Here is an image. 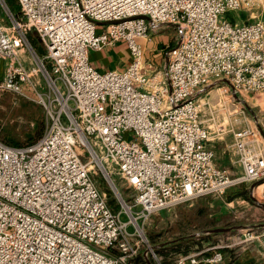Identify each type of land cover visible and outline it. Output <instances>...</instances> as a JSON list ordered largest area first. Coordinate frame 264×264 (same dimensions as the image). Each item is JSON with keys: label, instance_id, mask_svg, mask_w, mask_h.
<instances>
[{"label": "built area", "instance_id": "built-area-1", "mask_svg": "<svg viewBox=\"0 0 264 264\" xmlns=\"http://www.w3.org/2000/svg\"><path fill=\"white\" fill-rule=\"evenodd\" d=\"M0 3L9 22L0 20V93L35 99L49 120L32 143L0 138V264H135L148 242L141 220L264 180L256 127L232 133L241 175L217 164L208 143L225 127L211 132L202 115L209 100L199 95L214 80L264 92V0H18L20 15ZM164 24L178 42L159 69L144 42ZM116 42L126 43L130 63L97 69L90 51ZM99 170L119 211L91 175ZM243 241L182 254L178 264H225V249Z\"/></svg>", "mask_w": 264, "mask_h": 264}, {"label": "rangeland", "instance_id": "rangeland-1", "mask_svg": "<svg viewBox=\"0 0 264 264\" xmlns=\"http://www.w3.org/2000/svg\"><path fill=\"white\" fill-rule=\"evenodd\" d=\"M15 5L19 6L18 0L15 1ZM240 15L239 19L252 20L249 13ZM0 20L5 26L9 25L1 3ZM164 25H167L168 28L151 31L152 39L143 41L146 44V54L151 57L153 54L151 55L149 52L148 46L150 41H157L158 49L161 51L157 58L161 65L158 66L159 69H162L168 59L167 51L178 42L175 27L172 24ZM32 35L37 38L38 42L30 35L31 42L37 47L39 53L43 54L45 49L38 35L36 32H32ZM1 76L0 72V78ZM206 88L211 92L212 100L202 105V115L204 118H211L210 125L218 122V124L227 127L228 135L233 136V131L245 127L247 118H249L252 120L251 124L258 125L264 134V121L262 123V119L257 115L259 108L255 105L257 97L262 95V92L254 93L251 96L243 92L242 97H239L230 90L224 80L214 81ZM241 98H245L247 101H243ZM48 123L47 111L35 99L9 91L0 93V137L3 140L9 141L8 138L13 137L20 144L34 142L44 134ZM42 124H44V130L41 136L34 141L30 140L27 136L28 133H36L37 128ZM216 126L217 124L214 129L219 125ZM95 168L98 169L97 165ZM91 175L101 191L106 193L111 207L115 211L122 209L117 193L104 174L99 170L98 173L92 171ZM112 179L122 196L126 197L127 190L122 185L120 177L112 174ZM233 199L236 200L229 204ZM242 199L253 206H258L257 203H264V180L239 183L228 188L226 194L201 196L160 210L152 214L144 223L141 220L140 223L144 227L148 242L142 243L138 255L134 258L135 264H178L182 254L202 251L214 244L229 245L240 240L244 235L252 233L259 235V238L263 237V215L254 211V207L250 211H244L243 204L245 203H242ZM128 218L125 212L121 214L122 221H127ZM216 228H224V230L211 231ZM128 229L133 231L135 228L129 224ZM148 243L154 248L156 255L151 252ZM239 246L242 245L236 244L225 250L230 251L233 258L239 251ZM204 252L202 255L209 254V252Z\"/></svg>", "mask_w": 264, "mask_h": 264}, {"label": "crops", "instance_id": "crops-1", "mask_svg": "<svg viewBox=\"0 0 264 264\" xmlns=\"http://www.w3.org/2000/svg\"><path fill=\"white\" fill-rule=\"evenodd\" d=\"M160 28H168V26L162 25L158 27V29ZM153 31H156V30H153ZM148 50L149 52H151V55L153 54V56L151 57L148 55L147 57L150 59H153L154 62L158 66H161L159 64L160 63L159 59H157L158 56L161 54V51L158 49L157 41H150ZM90 60L97 67V69L101 71H106V70H111V69H124L132 60V56L125 42H116L115 44L105 46L101 50H91ZM165 64L162 66V69L165 67ZM214 81H217V80H214ZM227 84L230 88V85L228 82ZM230 90L232 91L231 88ZM232 92L235 95H238L239 97L240 96L242 97L243 95V92H234V91ZM246 94H249L251 96L254 93H246ZM199 95L201 98L204 96L207 97L209 102H211L212 100V94L207 88H205L204 91L200 92ZM241 99L243 101H247L245 98H241ZM255 105L259 108L258 109L259 114L257 115H259V118L262 119L261 122L263 123L264 121V93L263 92H262V95H259L257 97V100L255 101ZM204 120H205V123L210 127L212 133L217 131V128L214 129V127H215V124H217V126L220 125L218 124V122L217 123L214 122L213 124L211 123L210 125L209 122L211 121V118H204ZM251 123H252V120L247 118V121L245 123L246 126L243 128L250 127V126L258 128L260 132L262 148L264 151V134L258 125L253 126V124ZM225 130L226 132L225 133L223 132L221 136L213 135L212 139L208 143V146L214 150L215 160L217 164H219L222 167H227L230 170L232 175L238 176L243 173V167L239 161L238 153L233 144V137L230 136V134L228 135L227 133L228 130L226 126H225ZM235 200L236 199H233L231 202H229V204H231ZM242 203H245L243 204L244 211L245 210L250 211L252 210V207H254L253 208L254 211H256L259 215H263V218H264V203H257L258 206H253L244 199H242ZM242 238L244 240L242 243H240V245L242 246H239V251L236 252L233 258L231 256L232 253H230V251L229 252L225 251L226 252L225 264H264V236L259 238V235L252 233L251 236L244 235L243 237H241V239ZM206 252L208 253V251ZM203 256L205 255H201L199 258H202ZM186 264H191V263L188 261ZM197 264H208V263H206L204 260L201 259L199 260Z\"/></svg>", "mask_w": 264, "mask_h": 264}, {"label": "trees", "instance_id": "trees-1", "mask_svg": "<svg viewBox=\"0 0 264 264\" xmlns=\"http://www.w3.org/2000/svg\"><path fill=\"white\" fill-rule=\"evenodd\" d=\"M15 1H16V0H6V2H7L8 5H9V7L11 8V10H12L15 14L20 15V13H21V12H20V7L15 5ZM17 8H18V9H17ZM30 35L34 38L35 41H37V38H36L34 35H32V32H31ZM37 42H38V41H37ZM43 130H44V124H42L41 127H38V128H37L36 133H34V132H33V134L28 133L27 136H28V138H29L30 140L34 141V140L38 139V138L41 136ZM0 138H1V137H0ZM1 139H2V138H1ZM8 139H9V141H6V140H4V141H6V142H8V143H10V144L20 145V143H18V141H17L16 139H14L13 137H9ZM29 143H32V142H28V143H26V144H29ZM108 203H109V202H108ZM109 205H110V203H109ZM110 206H111V205H110ZM112 208H113V207H112Z\"/></svg>", "mask_w": 264, "mask_h": 264}, {"label": "water", "instance_id": "water-1", "mask_svg": "<svg viewBox=\"0 0 264 264\" xmlns=\"http://www.w3.org/2000/svg\"><path fill=\"white\" fill-rule=\"evenodd\" d=\"M145 18H147V19H149L148 17H145ZM113 188V187H112ZM113 190H114V188H113ZM115 191V190H114ZM221 230H224V228H216V229H213V230H211V231H221Z\"/></svg>", "mask_w": 264, "mask_h": 264}, {"label": "bare ground", "instance_id": "bare-ground-1", "mask_svg": "<svg viewBox=\"0 0 264 264\" xmlns=\"http://www.w3.org/2000/svg\"><path fill=\"white\" fill-rule=\"evenodd\" d=\"M108 177V176H107ZM109 179V178H108Z\"/></svg>", "mask_w": 264, "mask_h": 264}]
</instances>
